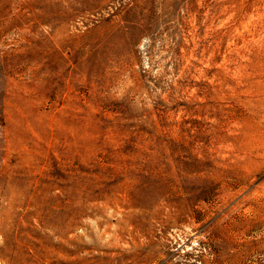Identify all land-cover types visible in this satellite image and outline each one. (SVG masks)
Instances as JSON below:
<instances>
[{
	"label": "rangeland",
	"instance_id": "374dc122",
	"mask_svg": "<svg viewBox=\"0 0 264 264\" xmlns=\"http://www.w3.org/2000/svg\"><path fill=\"white\" fill-rule=\"evenodd\" d=\"M0 13V264H264V0Z\"/></svg>",
	"mask_w": 264,
	"mask_h": 264
},
{
	"label": "bare ground",
	"instance_id": "6f19581e",
	"mask_svg": "<svg viewBox=\"0 0 264 264\" xmlns=\"http://www.w3.org/2000/svg\"><path fill=\"white\" fill-rule=\"evenodd\" d=\"M3 9V8H2ZM1 14V13H0Z\"/></svg>",
	"mask_w": 264,
	"mask_h": 264
}]
</instances>
